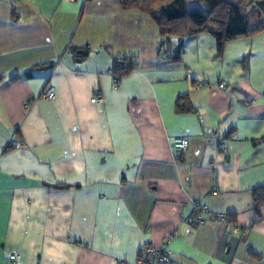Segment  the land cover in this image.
Listing matches in <instances>:
<instances>
[{
	"label": "crops",
	"instance_id": "1",
	"mask_svg": "<svg viewBox=\"0 0 264 264\" xmlns=\"http://www.w3.org/2000/svg\"><path fill=\"white\" fill-rule=\"evenodd\" d=\"M158 42L116 0H0V264H136L168 237L172 264H264V33L220 55L210 34L186 37L177 60ZM195 203L198 227L183 221Z\"/></svg>",
	"mask_w": 264,
	"mask_h": 264
},
{
	"label": "trees",
	"instance_id": "2",
	"mask_svg": "<svg viewBox=\"0 0 264 264\" xmlns=\"http://www.w3.org/2000/svg\"><path fill=\"white\" fill-rule=\"evenodd\" d=\"M122 10H136L148 15L159 31L158 54L166 59L177 60L181 54V41L186 37L200 33L210 34L217 46L218 55L225 44L247 39L264 31V0H116ZM189 2H200L205 6L204 13L188 10ZM250 9V11H249ZM250 18H260V22L252 25ZM178 40L179 45L170 50L171 41ZM134 64H127L120 58L114 61L111 75L118 80V75H124L132 70ZM31 76L26 72L25 77ZM17 77L11 78L15 81ZM179 108L183 107L179 102ZM255 207L264 205V192L253 191Z\"/></svg>",
	"mask_w": 264,
	"mask_h": 264
},
{
	"label": "built area",
	"instance_id": "3",
	"mask_svg": "<svg viewBox=\"0 0 264 264\" xmlns=\"http://www.w3.org/2000/svg\"><path fill=\"white\" fill-rule=\"evenodd\" d=\"M122 61L127 64H134L135 60L131 53H125L120 58ZM111 75V72H110ZM112 76V75H111ZM114 78V77H113ZM206 82L203 81L198 84V87L205 85ZM113 87L116 89L118 87L117 79H113ZM220 89L224 88V84L220 83L218 86ZM54 97V92L51 87H47L41 94V98L46 101L52 100ZM91 103L94 104L99 110L102 105V97L96 92L90 99ZM11 146L17 147L18 144L15 141L10 142ZM170 149L175 156H183L187 153L188 150V141L185 137H174L170 140ZM218 152L221 155H225L227 152V143L225 141H221L218 144ZM207 211V207L205 205H201L198 203L194 204V208L192 212L183 218V221L189 224L192 227H198L203 225L207 220L201 216V213ZM209 221H214L217 224L228 226L229 222L226 216L224 215H216L212 218H208ZM170 237L167 238V241L159 247L155 246H144L138 254L136 264H172L171 260V252L168 249V241ZM4 264H21L20 256L18 254H11L8 256L6 263Z\"/></svg>",
	"mask_w": 264,
	"mask_h": 264
},
{
	"label": "rangeland",
	"instance_id": "4",
	"mask_svg": "<svg viewBox=\"0 0 264 264\" xmlns=\"http://www.w3.org/2000/svg\"><path fill=\"white\" fill-rule=\"evenodd\" d=\"M187 8H188V10L197 9V10L203 12V13H204V11L206 9L205 6L203 4H201L200 2H189L188 5H187ZM249 11H250V9H249ZM249 11L246 12L247 16L249 17L248 19H249V21L252 22V25H256L261 20H260V18H250L251 14L249 13ZM262 33H264V31H262V32H260L258 34L261 35ZM258 34H256V35H258Z\"/></svg>",
	"mask_w": 264,
	"mask_h": 264
},
{
	"label": "water",
	"instance_id": "5",
	"mask_svg": "<svg viewBox=\"0 0 264 264\" xmlns=\"http://www.w3.org/2000/svg\"><path fill=\"white\" fill-rule=\"evenodd\" d=\"M49 67L50 66L42 67V68L38 69V71H45V70L49 69Z\"/></svg>",
	"mask_w": 264,
	"mask_h": 264
},
{
	"label": "bare ground",
	"instance_id": "6",
	"mask_svg": "<svg viewBox=\"0 0 264 264\" xmlns=\"http://www.w3.org/2000/svg\"><path fill=\"white\" fill-rule=\"evenodd\" d=\"M8 147V146H7ZM11 147V146H10Z\"/></svg>",
	"mask_w": 264,
	"mask_h": 264
}]
</instances>
